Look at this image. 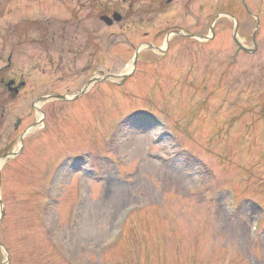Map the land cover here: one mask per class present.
I'll return each mask as SVG.
<instances>
[{
	"label": "rangeland",
	"instance_id": "374dc122",
	"mask_svg": "<svg viewBox=\"0 0 264 264\" xmlns=\"http://www.w3.org/2000/svg\"><path fill=\"white\" fill-rule=\"evenodd\" d=\"M244 1L252 53L242 0H0V264H264Z\"/></svg>",
	"mask_w": 264,
	"mask_h": 264
},
{
	"label": "water",
	"instance_id": "95a60500",
	"mask_svg": "<svg viewBox=\"0 0 264 264\" xmlns=\"http://www.w3.org/2000/svg\"><path fill=\"white\" fill-rule=\"evenodd\" d=\"M113 18L115 19V20H117V21H119V20H121V15L119 14V13H115L114 15H113ZM102 19L107 23V24H112L113 23V20L111 19V18H109L108 16H103L102 17ZM236 33H237V31L235 32V37H236ZM255 34L256 33H254V35H253V40H255ZM236 41L238 42V39L236 38ZM252 50V49H251ZM59 97H61V98H65L64 96H59Z\"/></svg>",
	"mask_w": 264,
	"mask_h": 264
},
{
	"label": "bare ground",
	"instance_id": "6f19581e",
	"mask_svg": "<svg viewBox=\"0 0 264 264\" xmlns=\"http://www.w3.org/2000/svg\"><path fill=\"white\" fill-rule=\"evenodd\" d=\"M127 69L130 70V69H131V66H129ZM129 217H130V216H129ZM120 237H121V235H120ZM119 239H120V238H119ZM117 241H118V240H117ZM117 241H116V242H117Z\"/></svg>",
	"mask_w": 264,
	"mask_h": 264
},
{
	"label": "flooded vegetation",
	"instance_id": "af4514ba",
	"mask_svg": "<svg viewBox=\"0 0 264 264\" xmlns=\"http://www.w3.org/2000/svg\"><path fill=\"white\" fill-rule=\"evenodd\" d=\"M251 14H255L254 12H252Z\"/></svg>",
	"mask_w": 264,
	"mask_h": 264
}]
</instances>
